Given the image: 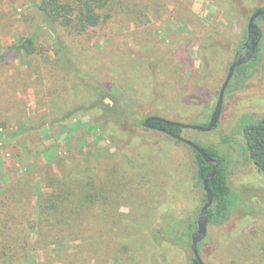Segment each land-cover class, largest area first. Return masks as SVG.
Returning <instances> with one entry per match:
<instances>
[{
  "label": "rangeland",
  "instance_id": "374dc122",
  "mask_svg": "<svg viewBox=\"0 0 264 264\" xmlns=\"http://www.w3.org/2000/svg\"><path fill=\"white\" fill-rule=\"evenodd\" d=\"M36 1L0 0V264H188L189 238L170 241L156 229L171 226L167 216L193 221L204 204L190 145L143 123L129 130L104 120L102 108L37 126L90 102L96 87L116 89L134 104L137 119L159 114L209 123L250 16L264 0H116L105 22L79 35L51 30ZM257 24L259 60L236 73L217 125L184 128L186 138L218 150L237 198L225 222L208 224L199 248L205 264H264V176L245 140L246 126L264 117V19ZM31 35L35 52L12 48ZM98 119L106 123L100 140L82 124ZM23 127L36 129L10 137ZM90 150L103 154L87 163L107 209L92 222L95 229L58 236L37 203L38 179L46 171L61 174L63 163L73 164L75 155L84 160ZM132 189L155 199L149 216L133 208L149 201Z\"/></svg>",
  "mask_w": 264,
  "mask_h": 264
},
{
  "label": "trees",
  "instance_id": "16d2710c",
  "mask_svg": "<svg viewBox=\"0 0 264 264\" xmlns=\"http://www.w3.org/2000/svg\"><path fill=\"white\" fill-rule=\"evenodd\" d=\"M115 1L116 0H38L35 5L42 14L45 24L51 30L56 31L60 28L68 31L69 33L79 35L84 34L90 29H93L105 22L109 17L110 10L112 9ZM259 8L264 7H258L257 9ZM260 19H264V15L258 18V20ZM12 48L25 52H35V38L32 35L23 37L18 43L12 45ZM59 48L63 50V53H67L65 48ZM260 52L261 46L259 45L256 55L252 61L241 66L237 72H240L247 66L257 62L260 57ZM67 65L70 69L72 68L77 71L73 65L69 63H67ZM133 107H135L134 104L129 100L121 98L117 94L116 89H112L111 91L96 87L95 98L91 99L90 102L81 103L75 108L71 105L67 111H64L61 116L54 118L52 122L42 121L39 126H37V129H42L44 127L47 128L48 126L52 127L57 123V121L61 122L79 113L89 112L98 108H102L104 110V120H108L109 122L115 121L129 130L142 126L143 120L150 116H160L159 114H149L145 116L144 119H137L133 113L135 112L136 107L135 110ZM82 124L86 131H93L98 140L106 137V134L103 133V129L106 126L104 121L102 122L98 119L95 120L93 124H90L89 121ZM153 124L160 127V129L157 130L165 133H167L165 130H168L175 134L185 136L184 128L180 126H170L162 121H153ZM33 129H36V127L18 128L16 131L11 132L10 137L12 139H16L27 130ZM75 129L77 130L78 127H72V131ZM168 135L171 138H175L170 134ZM245 140L250 158L255 163L258 171L264 176V117L246 126ZM81 145L84 147L86 142L84 141ZM200 145L204 147L205 150L215 159H220L219 152L214 146ZM192 149L195 153V159L198 165L197 177L199 182L204 188L203 177L201 175V171H203L204 176L208 177L209 185L215 193L214 203L208 210V222H225L232 213L237 200L227 177L226 162H223L217 169V173L215 174L213 181H211L210 174L213 172V166L204 164L202 155L194 148ZM87 153L88 154L84 155V160H86V162L81 159L83 157L75 155L74 158H77V160H74L73 164L65 165L63 163V166H61V174H54L50 171H46L43 176L38 179L39 187L37 189V203L44 208L45 216L43 218L50 223L51 229L58 236L65 234L77 237L82 234L83 230L88 231L95 229L96 226L92 222L100 219L103 208L107 209V206L103 204V202L101 203L102 192L100 188L102 186L99 184V176L93 170L92 163H87V161H90L91 157L99 158V156H102L103 154L97 150H90L87 151ZM106 155L107 157L112 156L110 153H107ZM148 169L147 171L144 169L141 171L148 172ZM154 172L157 171L153 170L151 173ZM155 186L160 187L163 190L166 188V184L164 183L159 184L156 182ZM44 187H50L51 191H44ZM106 191L107 188L105 189V192ZM138 192L148 198L147 194L143 191L137 189L131 190V193ZM147 200L149 201V198ZM154 201L155 199L149 202L145 201L147 203L139 202L134 204L133 208H138L140 214L146 212L149 216V211L152 210V203H154ZM206 201L207 193L205 191L204 203ZM197 218L198 217H196L193 221L186 222L175 216H167L166 221L171 224V226L168 228L162 226L156 230L159 233H165L166 237L169 236L170 241L187 243L188 238L190 241L192 240V233L198 226ZM85 220L91 221L85 222ZM181 223L188 224V230H183L181 234H179L176 229ZM200 246L201 243L199 248ZM188 264L200 263L196 259L195 255H193Z\"/></svg>",
  "mask_w": 264,
  "mask_h": 264
},
{
  "label": "water",
  "instance_id": "95a60500",
  "mask_svg": "<svg viewBox=\"0 0 264 264\" xmlns=\"http://www.w3.org/2000/svg\"><path fill=\"white\" fill-rule=\"evenodd\" d=\"M262 15H264V8L257 9L250 16V19L248 22V36H249V39L252 38L251 48L246 54H242L241 56H239V58H237L232 63V65L228 71V74L226 76V79L224 80V82L221 86L215 110H214L208 124H206V125L190 124V123H184V122H181L178 120L168 119V118H165L162 116H150L144 120L143 125L147 128L160 129L159 126L153 124V121H162V122L167 123L170 126L177 125V126H180L182 128H193V129H197L200 131L212 130L217 125V123L219 122V120L222 116L223 104H224V98L226 95V91H227V88L229 87V85L231 83V80L235 74L237 67L252 61V59L256 55V52H257V49H258V46H259L260 40H261V34H260L261 29H260L259 25L257 24V19ZM245 44H249V41L246 42ZM165 131L168 134H170L171 136H173V137L177 138L178 140L190 145L192 148H194L196 151H198L202 155L203 160L205 162L214 163V167H213L214 170L210 175V179H211V181H213V178H214L215 174L217 173V169L221 166V164L223 163V160L221 158L215 159L199 143H197L191 139H188L183 135L175 134V133L168 131V130H165ZM201 175L203 177L204 188H205V191L207 193V201L204 203V205L202 206V208L198 214V221H197L198 226L192 233L191 249H192L196 259L199 261V263L205 264L201 254H200L199 245L208 235V224H209V222L207 219V215H208L209 208L214 203L215 193L213 192L212 188L210 187L209 179L207 176H204L203 171H201Z\"/></svg>",
  "mask_w": 264,
  "mask_h": 264
},
{
  "label": "flooded vegetation",
  "instance_id": "af4514ba",
  "mask_svg": "<svg viewBox=\"0 0 264 264\" xmlns=\"http://www.w3.org/2000/svg\"><path fill=\"white\" fill-rule=\"evenodd\" d=\"M260 34L262 35V32H261ZM261 38H262V36H261ZM248 41H249V44H245V43L248 42ZM260 42H261V40H260ZM251 44H252V38L249 39V36L247 35L246 41L243 43V45L241 46V48L236 52V54H235V58H234V60L231 62L230 66H229V69H230L232 63H233L237 58H239V56H241L242 54H246V53L250 50V48H251ZM259 45H260V44H259ZM246 64H247V63H246ZM243 65H245V64H243ZM243 65H241V66H243ZM241 66L237 67V69H236V71H235V74H234L232 80L235 78L236 73H237V71L240 69ZM228 71H229V70H228ZM232 80H231V82H232ZM230 85H231V83H230ZM230 85H229V87H230ZM229 87H228V88H229ZM228 88H227V89H228ZM226 92H227V91H226ZM219 93H220V92H219ZM203 163L206 164V165H211V166L214 167V163L205 162L204 160H203ZM213 170H214V169H213ZM210 175H211V174H210Z\"/></svg>",
  "mask_w": 264,
  "mask_h": 264
}]
</instances>
